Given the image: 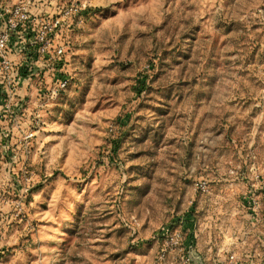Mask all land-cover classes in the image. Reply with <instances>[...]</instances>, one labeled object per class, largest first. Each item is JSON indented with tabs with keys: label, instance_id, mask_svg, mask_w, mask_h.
Listing matches in <instances>:
<instances>
[{
	"label": "rangeland",
	"instance_id": "1",
	"mask_svg": "<svg viewBox=\"0 0 264 264\" xmlns=\"http://www.w3.org/2000/svg\"><path fill=\"white\" fill-rule=\"evenodd\" d=\"M71 3L87 19L56 36L59 73H33L24 33L9 45L0 264H159L181 223L205 264H264V0L32 10Z\"/></svg>",
	"mask_w": 264,
	"mask_h": 264
},
{
	"label": "built area",
	"instance_id": "2",
	"mask_svg": "<svg viewBox=\"0 0 264 264\" xmlns=\"http://www.w3.org/2000/svg\"><path fill=\"white\" fill-rule=\"evenodd\" d=\"M32 1L17 0L8 6L4 4V0H0V73L5 75L6 82L11 85L16 82V76L13 74L15 67L9 45L16 39V35L24 33L25 42L29 40L33 46L30 49H35L34 52L44 67L56 71L55 65L61 63L66 50L65 44L57 43L56 36L65 27L71 28L74 24L80 26L84 22L81 9L76 3L64 4L62 7L56 5L54 8L50 7L48 12L37 13L32 11ZM67 85L68 78H61L52 92L60 93ZM208 183L206 179H201L196 183V189L207 191ZM187 237L188 233L182 223L168 232L157 255L159 264L169 260L176 264H192L189 254L192 250L188 246ZM229 264H240L235 254L229 258Z\"/></svg>",
	"mask_w": 264,
	"mask_h": 264
},
{
	"label": "trees",
	"instance_id": "3",
	"mask_svg": "<svg viewBox=\"0 0 264 264\" xmlns=\"http://www.w3.org/2000/svg\"><path fill=\"white\" fill-rule=\"evenodd\" d=\"M42 4V3H41ZM43 10V9H42ZM48 11H50V7H49V9H47L46 11H44V12H48ZM83 14V17H84V20H85V18H86V16L87 15H84V13H82ZM87 19V18H86ZM32 45L29 43V40L26 42V47H27V49H26V51L29 53L28 55H31V54H34L35 55V59L34 60H36L37 62L36 63H38V62H40L39 60H40V58L37 56V54L34 52L35 51V49H34V51H33V49L31 50L30 49V47H31ZM33 47V46H32ZM55 67L57 68L56 69V71H55V73H59V66L58 65H55ZM33 68V67H32ZM45 72V71H44ZM26 73V72H25ZM61 73V72H60ZM64 77H66V76H63L62 74H61V76H59L58 77V79H57V82L61 79V78H64ZM0 79H2V80H4V76H2V75H0ZM68 82H69V79H68ZM55 84H56V82H55ZM176 227V225H173V224H171V226H170V230H168V232H170V231H172L174 228ZM185 229H187V227H185ZM164 230V229H163ZM167 232V233H168ZM166 233V234H167ZM188 233V232H187ZM166 235H163V237H162V239L165 237ZM195 240H196V237H195V235H192V234H189L188 233V237H187V242H188V246H190V250H194V248H195V246H194V242H195ZM189 250V251H190Z\"/></svg>",
	"mask_w": 264,
	"mask_h": 264
},
{
	"label": "water",
	"instance_id": "4",
	"mask_svg": "<svg viewBox=\"0 0 264 264\" xmlns=\"http://www.w3.org/2000/svg\"><path fill=\"white\" fill-rule=\"evenodd\" d=\"M189 254L193 264H205L199 254L194 253L193 251H190Z\"/></svg>",
	"mask_w": 264,
	"mask_h": 264
},
{
	"label": "crops",
	"instance_id": "5",
	"mask_svg": "<svg viewBox=\"0 0 264 264\" xmlns=\"http://www.w3.org/2000/svg\"><path fill=\"white\" fill-rule=\"evenodd\" d=\"M11 1H13V2H16L17 0H11ZM33 12H35V9L34 10H32ZM40 63H36L35 65H34V69H33V73L35 74L36 72H37V70H38V73H40L41 75L40 76H43L44 75V72L43 71H41V69H40ZM37 73V75H39ZM15 81L16 82H18L19 81V79L17 80V79H15ZM0 82H2V83H5L6 82V79H4V80H0Z\"/></svg>",
	"mask_w": 264,
	"mask_h": 264
}]
</instances>
